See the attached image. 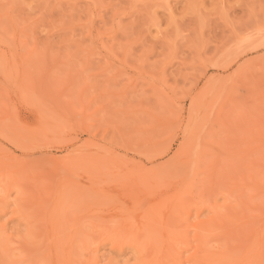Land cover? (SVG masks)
<instances>
[{
    "label": "rangeland",
    "instance_id": "obj_1",
    "mask_svg": "<svg viewBox=\"0 0 264 264\" xmlns=\"http://www.w3.org/2000/svg\"><path fill=\"white\" fill-rule=\"evenodd\" d=\"M262 235L264 0H0V264H264Z\"/></svg>",
    "mask_w": 264,
    "mask_h": 264
},
{
    "label": "bare ground",
    "instance_id": "obj_2",
    "mask_svg": "<svg viewBox=\"0 0 264 264\" xmlns=\"http://www.w3.org/2000/svg\"><path fill=\"white\" fill-rule=\"evenodd\" d=\"M152 215V214H151ZM228 216V215H227ZM152 217H155V216H152ZM154 219H156V218H152V221H154ZM128 223L129 222H126L125 223V225H127L128 226ZM124 224V223H123ZM129 226H130V224H129ZM261 232H262V229L260 228V229H254L253 230V233H252V238H254V236L255 235H258V234H261ZM166 234V233H165ZM165 236H167V235H165ZM167 240H169V242L172 240V242H173V238H171L170 236H167V238H166ZM258 239H259V242H262L263 243V241H264V235H262V236H258ZM170 245V246H169ZM168 246H166V250L167 251H172L174 248L172 247V245L171 244H169Z\"/></svg>",
    "mask_w": 264,
    "mask_h": 264
}]
</instances>
